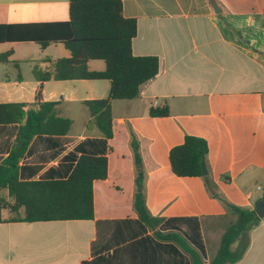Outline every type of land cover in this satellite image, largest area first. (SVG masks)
<instances>
[{
	"label": "crops",
	"instance_id": "0c3cea01",
	"mask_svg": "<svg viewBox=\"0 0 264 264\" xmlns=\"http://www.w3.org/2000/svg\"><path fill=\"white\" fill-rule=\"evenodd\" d=\"M122 10L137 24L133 55L157 57L159 72L137 99L112 101L108 147L84 102L106 98L110 81L40 83L32 73L35 63L69 58L64 44L42 47L36 38L0 43V55L12 52L0 62V104L32 103L41 87V100L58 103V115L72 120L67 135L32 140L20 162L21 179L67 178L82 152L108 157L107 179L93 186V220L0 223L7 234L0 264H192L156 233L182 236L209 263L225 230L211 257L203 222L213 227L211 219L226 211L202 178L172 172L170 151L185 135L207 141L211 175L231 203L255 209L264 197V0H123ZM68 21L69 0H0V25L28 35L47 36L50 26ZM99 61L88 68L103 71ZM155 102L167 105L169 116L151 117ZM17 131V124L0 126V163ZM132 133L140 143L146 206L164 220L153 229L134 209ZM244 241L247 250L234 264H264V218Z\"/></svg>",
	"mask_w": 264,
	"mask_h": 264
},
{
	"label": "trees",
	"instance_id": "16d2710c",
	"mask_svg": "<svg viewBox=\"0 0 264 264\" xmlns=\"http://www.w3.org/2000/svg\"><path fill=\"white\" fill-rule=\"evenodd\" d=\"M123 0H69V21L55 24L47 30V36L28 35L15 26L0 25V43L15 39L36 38L42 47L50 42H62L70 52L69 58L37 61L32 69L40 82L66 80H108L110 92L106 98L85 101L90 113V124L104 136V146L114 136L112 101L134 100L140 96L141 87L154 79L159 72L157 57H136L132 42L137 34L135 19L124 17ZM26 29V28H24ZM50 29V28H46ZM49 31V32H48ZM12 52L0 55V62H8ZM100 60L103 71H91L88 63ZM56 102L41 100V87L32 103L0 104V126L18 125L14 145L0 163V223L3 222H53L93 220L94 182L108 177V157L82 152L70 175L64 179L46 178L23 180L20 162L35 137L67 135L72 120L58 115ZM169 108H151L149 115L155 118L169 116ZM131 148L136 167L134 209L139 220L148 228H154L164 220L149 212L145 200V171L137 136L131 134ZM208 143L205 139L185 135L181 145L171 149L169 161L177 177L202 178L210 196L225 208L224 217H233L220 238L219 248L209 263L185 238L175 233H156L165 241L175 243L188 254L192 264H234L242 259L248 244L244 241L249 230L260 220L254 209L231 203L219 190L208 164ZM203 164L208 175H203ZM223 180L229 182L228 177ZM8 194L9 200L3 196ZM19 215L4 218L3 212ZM242 246L233 250L236 242Z\"/></svg>",
	"mask_w": 264,
	"mask_h": 264
},
{
	"label": "rangeland",
	"instance_id": "374dc122",
	"mask_svg": "<svg viewBox=\"0 0 264 264\" xmlns=\"http://www.w3.org/2000/svg\"><path fill=\"white\" fill-rule=\"evenodd\" d=\"M99 63H104L103 61H99ZM3 196L9 200L8 194L6 192H3ZM4 218L9 217H17L19 215L16 214H10L9 211L3 212ZM234 221L233 217H224V218H214L211 219L210 224L213 227L208 228L207 227V221L203 222V231H204V238L207 242L208 247V254L211 255V257L214 255V250L216 249V244L219 240V236L222 234V232ZM209 224V225H210ZM7 234L0 232V258L3 256L1 249H3V244H1V241L5 238ZM2 239V240H1Z\"/></svg>",
	"mask_w": 264,
	"mask_h": 264
},
{
	"label": "water",
	"instance_id": "95a60500",
	"mask_svg": "<svg viewBox=\"0 0 264 264\" xmlns=\"http://www.w3.org/2000/svg\"><path fill=\"white\" fill-rule=\"evenodd\" d=\"M203 175H208V169L205 164H203ZM254 210L259 219L264 218V197L256 203Z\"/></svg>",
	"mask_w": 264,
	"mask_h": 264
},
{
	"label": "built area",
	"instance_id": "2783aa9c",
	"mask_svg": "<svg viewBox=\"0 0 264 264\" xmlns=\"http://www.w3.org/2000/svg\"><path fill=\"white\" fill-rule=\"evenodd\" d=\"M157 107V103L155 102L154 105H153V108H156Z\"/></svg>",
	"mask_w": 264,
	"mask_h": 264
}]
</instances>
